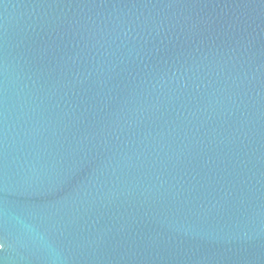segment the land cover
Masks as SVG:
<instances>
[{
  "label": "water",
  "instance_id": "water-1",
  "mask_svg": "<svg viewBox=\"0 0 264 264\" xmlns=\"http://www.w3.org/2000/svg\"><path fill=\"white\" fill-rule=\"evenodd\" d=\"M0 264H264V0H0Z\"/></svg>",
  "mask_w": 264,
  "mask_h": 264
}]
</instances>
